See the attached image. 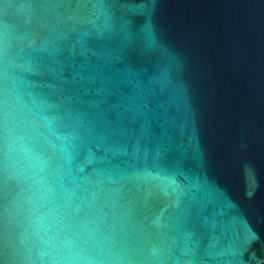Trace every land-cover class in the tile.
<instances>
[{"label": "water", "instance_id": "obj_1", "mask_svg": "<svg viewBox=\"0 0 264 264\" xmlns=\"http://www.w3.org/2000/svg\"><path fill=\"white\" fill-rule=\"evenodd\" d=\"M0 264H264V0H0Z\"/></svg>", "mask_w": 264, "mask_h": 264}]
</instances>
